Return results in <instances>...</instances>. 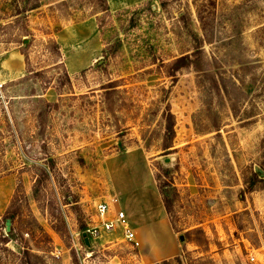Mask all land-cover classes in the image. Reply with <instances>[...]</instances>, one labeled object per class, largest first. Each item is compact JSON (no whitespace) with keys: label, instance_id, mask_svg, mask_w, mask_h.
I'll return each mask as SVG.
<instances>
[{"label":"rangeland","instance_id":"rangeland-1","mask_svg":"<svg viewBox=\"0 0 264 264\" xmlns=\"http://www.w3.org/2000/svg\"><path fill=\"white\" fill-rule=\"evenodd\" d=\"M20 12L32 36L0 30V264H143L146 247L82 235L100 202L158 187L191 235L157 264H264V0H0V25ZM22 39L28 67L11 74Z\"/></svg>","mask_w":264,"mask_h":264},{"label":"crops","instance_id":"crops-1","mask_svg":"<svg viewBox=\"0 0 264 264\" xmlns=\"http://www.w3.org/2000/svg\"><path fill=\"white\" fill-rule=\"evenodd\" d=\"M7 65L11 74L14 72L21 73L26 68L24 57L19 52L9 53V56L2 61L1 68H5ZM120 171L123 173L128 170L127 168H121ZM158 188L151 189V192H145L148 193V196L143 195L142 202H136V199H133L132 202H127V198L126 200L123 198V202H120L119 199V203L115 204L116 206L112 205L116 210H122L126 213L131 227L140 242V247L147 248V253L144 256L142 255L143 264H146V261H148L147 263L157 264L177 258L181 256V251L183 252L184 250V245L180 241L181 235L176 236L175 230L171 225L170 214ZM203 225L201 224L194 228L202 227ZM211 253H213V258L220 255L213 250H211ZM223 257L228 264H235L234 255L230 250L227 252L223 250ZM215 260L217 259L215 258Z\"/></svg>","mask_w":264,"mask_h":264},{"label":"trees","instance_id":"trees-1","mask_svg":"<svg viewBox=\"0 0 264 264\" xmlns=\"http://www.w3.org/2000/svg\"><path fill=\"white\" fill-rule=\"evenodd\" d=\"M39 9V6L33 8L32 10H37ZM25 15H26V12H20L18 13L17 15L13 16L8 23L4 24V25H0V30H8L10 31V37H15V38H20V37H30L32 36V32L31 30L29 29V27L27 26V18H25ZM11 39L13 38H10L9 41H11ZM25 40H20L19 42L21 43L20 45V52L21 54L25 57V63H26V68L28 67V63H29V55H28V50L32 44V40H30V42H28L27 44H25L24 42ZM50 44V48H49V51L55 55V58L56 59H60L62 58V54H61V47L60 45L58 44L57 41H50L49 42ZM186 59L187 58H181L179 60H176V62H174L175 64H182L184 65L185 67H187L188 63H186ZM64 65L62 62L59 63L58 61L56 62V65ZM183 66V67H184ZM189 66V65H188ZM64 73L67 77V80L68 82L70 81L69 80V75L67 73V70L64 68ZM70 85V83H69ZM121 85L119 84L118 81H113V82H110L109 84H107L106 86H103L101 88L100 91H102V104L105 106V105H109V109H110V112L113 113L114 112V107L116 106V102L118 101V99L116 98L117 96V93H119V87ZM56 91L58 93V96H59V99L62 98L63 95H66V94H71L70 92L69 93H66L64 94L62 92L61 89H59L58 87H56ZM81 98H85L87 97V95H83V96H80ZM116 108V107H115ZM158 113H162L161 116H160V119H161V122L162 123H165L166 126L164 128V131H166L167 134L169 133H172L175 129V118H174V115L171 113L170 109L166 108L163 112H158ZM172 120V121H171ZM218 134L219 132L221 131L220 128H216L215 130ZM166 135V134H165ZM220 135V134H219ZM171 144V143H170ZM172 148V145H169L168 147H165L163 150H169ZM165 202V201H164ZM165 206L169 212V207L167 206V203L165 202ZM11 220L14 219V216L11 215L9 217ZM87 230V229H86ZM86 230L84 229L83 230V233L86 232ZM13 233V231H11V234ZM198 234H200L199 236L203 237L204 235V232L202 230H198L197 231ZM190 233L187 234L186 236V240L187 242H190ZM185 250H183L184 252ZM179 260V258H177Z\"/></svg>","mask_w":264,"mask_h":264},{"label":"built area","instance_id":"built-area-1","mask_svg":"<svg viewBox=\"0 0 264 264\" xmlns=\"http://www.w3.org/2000/svg\"><path fill=\"white\" fill-rule=\"evenodd\" d=\"M92 244H98L114 235H120L122 240L139 248L140 242L132 229L126 213L113 208L110 202L104 201L96 205L95 217L86 230ZM250 262L255 263L256 258L251 257Z\"/></svg>","mask_w":264,"mask_h":264},{"label":"water","instance_id":"water-1","mask_svg":"<svg viewBox=\"0 0 264 264\" xmlns=\"http://www.w3.org/2000/svg\"><path fill=\"white\" fill-rule=\"evenodd\" d=\"M27 43H28V41L26 40V41H25V44H27ZM164 163H165V164H170V163H171V159H170V158H166V159H164ZM256 171H257L259 174H261V176L264 178V171H262L260 168H256ZM5 226H6V232H7V234H9V233L11 232L12 221H11L10 219H8V220L6 221ZM82 239H83V242H84L85 246L87 247V249L90 250V249L92 248V245H91V241H90V239H89L87 233H84V234L82 235ZM180 241H181L182 243H185L186 238H185L184 235H181V236H180Z\"/></svg>","mask_w":264,"mask_h":264}]
</instances>
